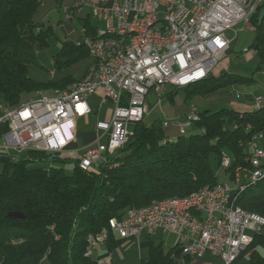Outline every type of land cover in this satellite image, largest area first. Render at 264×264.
Returning <instances> with one entry per match:
<instances>
[{"label":"trees","instance_id":"obj_1","mask_svg":"<svg viewBox=\"0 0 264 264\" xmlns=\"http://www.w3.org/2000/svg\"><path fill=\"white\" fill-rule=\"evenodd\" d=\"M63 4L64 0H0V103L16 107L38 91H63L84 75L89 59L82 47L75 46L80 33L74 37L67 31L65 38H71L60 44L52 61L56 77L45 81L37 78L46 73L40 72L36 51L48 47L53 33L51 27H42V19L55 8H64ZM263 6L264 0L247 19L253 31L251 47L261 60L264 14L259 16V11ZM76 19H82L81 27L94 35L88 14L74 16L69 23ZM81 69L83 75L75 78ZM255 80L253 76L211 75L183 89L181 107L193 96L227 93L228 99H235L230 92L233 86L251 87ZM175 91L178 89H166L163 96L173 103ZM246 97L249 105L242 109L234 107L245 103L237 94L236 101L226 103L229 107L198 111L199 121L184 135L178 133L177 119L163 121L157 127L148 126L144 120L135 123L129 128L132 135L124 147L89 173L81 172L76 161L42 152L0 154V264H115L106 258L124 241L114 240L111 234L101 253L84 257L88 237L109 229L111 219L122 218L128 209L214 187L221 183L218 173L231 180L235 168L247 166L248 154L240 143L264 130V109L252 111L249 106L253 98ZM226 155L230 166L221 169V159ZM44 163H50L49 167H30ZM53 163L72 164L71 173L66 174L63 167ZM235 201L244 211L264 219V179L237 193ZM143 246L147 253L140 264H175L172 257H179L181 252L177 244L167 251L150 241ZM259 249L264 250V227L231 264H264Z\"/></svg>","mask_w":264,"mask_h":264},{"label":"built area","instance_id":"obj_2","mask_svg":"<svg viewBox=\"0 0 264 264\" xmlns=\"http://www.w3.org/2000/svg\"><path fill=\"white\" fill-rule=\"evenodd\" d=\"M262 1L75 0L71 9L63 8L64 23L88 14L91 20L102 22L104 29H117L123 46L110 52L113 39H95V33L91 36L81 27L75 46L86 51L89 64L98 65L97 79L84 80L78 90H67L64 97L53 96L51 90L50 99H42L36 92L17 115H10L8 106L0 105V154L42 152L76 161L84 173L97 170L127 143L132 135L130 126L144 120L149 94L159 101L167 88L182 89L196 80H207L236 39L235 28L252 16ZM156 17H171L174 33L148 28V20ZM227 32L233 36L227 38ZM92 97L98 98L95 108L88 103ZM106 104L110 105L109 119L95 121L94 142L73 148L77 121L99 113ZM261 106L264 93L253 97L250 109ZM198 121V110L190 105L176 122L178 133L187 132ZM103 139L107 142L102 143ZM263 139L264 130L240 143L248 154V164L234 169L231 186L222 182L220 188L203 190L202 197L173 207L128 209L122 218L110 220L109 229L88 238L85 257H95L109 234L114 240H133L137 245L143 234H172L181 251L179 257H172L175 264H189L188 260H200L207 254L219 258L221 264L233 263L248 248L253 235L263 231L257 221L241 216L235 201L246 181L255 182L264 173V151L257 146ZM229 166L226 155L220 167Z\"/></svg>","mask_w":264,"mask_h":264},{"label":"rangeland","instance_id":"obj_3","mask_svg":"<svg viewBox=\"0 0 264 264\" xmlns=\"http://www.w3.org/2000/svg\"><path fill=\"white\" fill-rule=\"evenodd\" d=\"M74 1L75 0H64L63 7L64 8L71 7ZM60 8L59 9L55 8L47 16H45L44 19H42L43 28L51 27L53 29L52 39H50L48 43V47L43 51L40 50L36 51L37 63L42 68L41 70L40 69L39 70L42 73L43 72L46 73L45 76L41 75L40 77L37 78L43 81L48 79L52 80L53 77L54 78L56 77V73H54L52 68V61H53V57L59 51L60 44L65 40H70L71 37L65 38V36L67 35V31H71L72 34L71 36L75 37L79 35L81 29L80 28L81 23L80 21H78V19L72 20L71 23L68 22V24H65L63 8L61 9ZM91 24L97 27L100 31L104 29V25L102 22L91 20ZM245 25L247 26L245 27ZM66 26H68L69 30H66L68 29L66 28ZM249 27L250 26L248 24V20H246L245 23H241L235 28L236 31L238 32L237 40L232 45L234 46L233 52L227 54L226 58L222 62L219 71L220 75L222 73H228V74L239 75L246 78V77H250V75L254 73V69L258 64V61L256 59L247 60L246 54L242 53L243 49L251 50L250 46L252 43L253 34H252V30L249 29ZM232 36L233 34L231 32L226 33L227 38H231ZM261 70L264 75V63L261 66ZM82 75H83V69H81L79 72L74 74V77L79 79ZM255 75L254 78L264 79L263 75H258V76ZM31 76L34 77V74H32V72H31ZM183 89L184 88L178 89V91H175L173 93L175 94L173 103H170L165 96H161L159 101H157L156 97L152 96V94H149V96L146 99L148 106V113L144 118L145 123L148 126L154 125L157 127L160 124H162L163 121H168L172 119L180 120L187 111V107L189 108L190 105L195 106L198 111H204V110L214 111L224 107H229L226 103H229L230 101H232L233 103L234 101H236L235 99L237 98V94L239 96H242V93L245 91V87L243 86H233L230 92L233 97L235 96L234 97L235 99H233L232 97H231L232 100L228 99L229 97L227 98L228 96L227 93L224 94L216 93L214 95H208L205 97L193 96L187 100V104H185L184 107H181L185 97V93ZM50 92L48 91L44 94L49 96ZM88 103L91 108H95L98 103V98L97 97L94 98V101L93 99H89ZM234 107H237V105L234 104ZM107 109L108 106L105 105L98 114L91 115L86 122L85 121L78 122L77 124L78 139H77V143L73 145V148L83 147L91 140H93V137L91 135V126L96 120V117L100 119H104V118L109 119V117H105V115H107L106 114ZM177 111L182 112L183 114L180 115L179 113H177ZM106 142H107L106 139L102 140V143H106ZM257 146H259L264 151V139L257 142ZM49 165L50 163L47 164L44 163V164L32 165L30 167L33 169H43V168L45 169L48 168ZM52 165L56 167H63L66 174L71 173L72 164L60 165L57 163H53ZM212 168L216 171V167L214 164L212 165ZM217 176L219 182L226 183L230 186L232 185V181L230 179L223 177L222 174L218 173ZM149 241L152 242L154 246L160 244L162 246V249L164 251H167L177 243V238L172 234H156L155 236L152 237H147L146 235L143 234L140 238L139 245H137V243L133 240H127L121 242L111 254L112 261L115 264H140L141 260H145L147 253V247L143 246V244ZM101 251L102 248H98V254L101 253ZM259 252L262 255H264V250L259 249ZM106 260H110V259L106 258ZM198 262L200 264H221L219 258L209 254L205 255V257L203 259H200Z\"/></svg>","mask_w":264,"mask_h":264},{"label":"bare ground","instance_id":"obj_4","mask_svg":"<svg viewBox=\"0 0 264 264\" xmlns=\"http://www.w3.org/2000/svg\"><path fill=\"white\" fill-rule=\"evenodd\" d=\"M148 28H165V31H167V33H174V23H171V17H156L152 20H148ZM95 39H113L112 43L110 44V52H117L120 51V49L123 46V36L122 35H118L117 29H103L102 31H98L95 32ZM97 72H98V65L97 64H89L88 67L85 70L84 75L82 76V78L73 83L72 85L68 86L66 89H64L63 91L60 90H53V96L56 97H64L66 96V91L67 90H78V85L79 83H84V80H95L97 79ZM205 80H196L195 84L201 83ZM37 96H42V99H50L51 97V92L50 95H45L43 92L38 91L37 92ZM0 105H3L2 103H0ZM26 107V103H22V105H19L17 107H8V112L10 113V115H17V113H21L22 110H24ZM196 108V107H195ZM261 109H264V106H261ZM261 109H255L252 111H257V110H261ZM181 135L186 134V132H179ZM222 159H226V156H224ZM264 179V173H262L259 177H257V179L255 180V182H258L260 180ZM253 181H246L244 183V189L250 185L255 183ZM221 187V183L217 184L216 186H214L213 188H220ZM211 187H205L197 192H194L192 194H190L187 197L184 198H171V199H166L163 201H159V202H153L151 205L147 206L146 208H149V210H159L160 208H167V207H173L175 206V204H186V203H190L194 200H196L198 197H202L203 196V190H207ZM243 190H241L240 192H242ZM236 207H238L236 205ZM241 216L247 217L250 221H257V225L259 226V229H263L264 227V219L256 214L253 213H249L244 211L243 209H241ZM93 237V236H89L88 238ZM85 257V255H84Z\"/></svg>","mask_w":264,"mask_h":264},{"label":"crops","instance_id":"obj_5","mask_svg":"<svg viewBox=\"0 0 264 264\" xmlns=\"http://www.w3.org/2000/svg\"><path fill=\"white\" fill-rule=\"evenodd\" d=\"M264 14V6L260 9V11H259V16H261V15H263ZM78 21H80V23L82 24V19H79ZM243 23H245V22H243ZM247 25H245V27H246ZM249 29H251L250 27H249ZM252 30V29H251ZM252 34H253V31H252ZM237 36H238V32H237ZM237 36H236V39L232 42V44H231V46H230V49L228 50V52L225 54V56L219 61V63H218V65L216 66V68L214 69V71H213V73L211 74V75H213V76H219L220 74H219V71H220V68H221V65H222V62L224 61V59L226 58V55L227 54H230V53H232L233 52V48H234V46H232L234 43H235V41L237 40ZM253 40V39H252ZM251 45H252V43H251ZM250 49L251 50H248V49H243V51H242V53H245L246 54V57H247V60H250V59H256L257 61H258V64H257V66L255 67V69H254V73L252 74V75H250V77L251 76H253V78H254V75L256 74L257 76L258 75H263V72H262V70H261V68H260V72L259 73H256V70H257V68L258 67H261L262 66V64L264 63V57H263V62H261L262 60L260 59V58H258V56L256 55V52L253 50V48L250 46ZM235 70V69H234ZM223 74V73H222ZM225 74V73H224ZM226 74H228V73H226ZM210 75V76H211ZM233 75H235V74H233ZM255 75V76H256ZM239 76V75H238ZM264 76V75H263ZM246 78H248V77H246ZM256 80H255V85L254 86H251V87H245V91L242 93V96H241V98H240V100H244V102H245V100H247V99H245V98H242V97H245V96H247L246 98H250V99H252L253 97H255V96H257V95H259V94H263L264 93V79H260L259 81V83H258V78H255ZM244 87V86H243ZM168 89V88H167ZM171 89V88H170ZM174 89V88H173ZM94 98H96V97H92V98H90V99H93V101H94ZM249 102L248 101H246L245 103H236V105H237V107L239 108V109H242V108H245L246 107V105L248 104ZM107 106H108V109H107V115H105V117H107L108 116V112H109V110H110V105L109 104H106ZM249 105V104H248ZM250 107V106H249ZM238 109V110H239ZM95 114V113H94ZM98 114V113H97ZM93 115V114H92ZM90 117V116H89ZM89 117H87V118H85V119H80V120H78L77 121V124H78V122L79 121H87V119L89 118ZM101 120L100 118H97L96 117V120ZM95 120V121H96ZM95 121H94V123H95ZM94 123H93V125H94ZM76 124V127L78 128V125ZM93 125L91 126V135H92V137H93V140H91L89 143H87L86 145H89L90 143H93L94 142V140H95V137H96V135H95V132H94V130H93ZM77 128H76V131H77ZM77 137H78V131H77ZM78 139V138H77ZM76 139V140H77ZM76 143H77V141H76ZM86 145H84V146H86ZM83 146V147H84ZM78 149H80V148H82V147H77ZM102 248V247H101ZM111 258H112V256H111ZM204 258V257H203ZM202 258V259H203ZM199 260H188V263L189 264H200L199 262H198Z\"/></svg>","mask_w":264,"mask_h":264}]
</instances>
